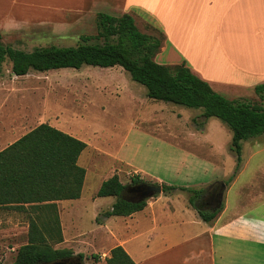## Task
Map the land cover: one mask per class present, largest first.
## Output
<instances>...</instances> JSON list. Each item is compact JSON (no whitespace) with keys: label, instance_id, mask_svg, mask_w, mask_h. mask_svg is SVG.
I'll return each instance as SVG.
<instances>
[{"label":"rangeland","instance_id":"rangeland-1","mask_svg":"<svg viewBox=\"0 0 264 264\" xmlns=\"http://www.w3.org/2000/svg\"><path fill=\"white\" fill-rule=\"evenodd\" d=\"M44 2L0 0V34L6 44L31 51L38 46L77 45L82 36L98 33L96 20L74 17ZM139 29L164 41L154 23L140 22ZM161 49L155 59L166 64L169 61L164 60ZM237 98L264 105L255 89L242 91ZM201 111L150 98L146 86L119 65L85 64L79 69L31 70L16 75L12 64L5 62L0 76V120L8 124L9 133L21 135L49 123L88 145L79 157L86 169L81 197L68 200L67 209L57 204L63 240L53 241L55 248L83 253L85 264H107L102 255L116 242L111 229L99 226L98 220L106 218L101 208L117 198L97 195L102 182L114 174L125 185L166 183L205 190L220 181L227 184L224 197L228 193L230 212L242 207L241 201L247 211L261 201L264 209V133L243 142L238 168L230 148L232 131L216 117L200 127ZM174 194L169 205L178 213L188 212L186 204L197 206L190 202L188 191ZM8 212L0 211L5 225ZM12 214L18 227L0 232L1 264H12L18 249L28 241L24 224H29L32 215ZM42 215L53 217L47 212ZM114 221V226L127 233L119 218H113L111 227Z\"/></svg>","mask_w":264,"mask_h":264},{"label":"trees","instance_id":"trees-1","mask_svg":"<svg viewBox=\"0 0 264 264\" xmlns=\"http://www.w3.org/2000/svg\"><path fill=\"white\" fill-rule=\"evenodd\" d=\"M96 23L98 33L82 36L77 45L38 46L31 51L6 44L0 34V76L5 62L12 64L16 75H26L31 70L79 69L85 64L119 65L133 80L146 86L150 98L201 109L200 127L211 117L226 123L232 131L230 148L237 156L239 168L243 142L264 133V105L245 98H228L195 74L185 61L158 62L155 57L163 40L142 32L130 13H99ZM255 91L264 99V82L256 85ZM87 147L77 137L41 123L0 151V207L30 208L37 214L31 217L28 241L18 249L12 264H44L75 256L84 259L83 253L76 255L72 249L55 248L53 241L63 240L57 201L81 197L86 169L79 164V157ZM125 187L118 174L102 182L97 195L117 198L112 209L104 211V217L129 216L147 205L146 199L132 202L123 198ZM162 187L165 195L188 191L190 202L196 205L204 191L166 183ZM44 212L53 217L45 219ZM218 212L219 209L210 212L199 208L206 222L212 221ZM106 261L137 264L122 245L113 247Z\"/></svg>","mask_w":264,"mask_h":264},{"label":"crops","instance_id":"crops-1","mask_svg":"<svg viewBox=\"0 0 264 264\" xmlns=\"http://www.w3.org/2000/svg\"><path fill=\"white\" fill-rule=\"evenodd\" d=\"M46 1L44 4H54L74 17L96 20L99 13H130L138 27L140 22L154 23L164 36L161 50L164 60L169 61L166 64L185 61L195 74L228 98H237L242 91L264 82V0ZM0 126V151L25 134L9 133L8 124L3 125L1 120ZM226 187L222 202L213 210L186 204L188 212L178 213L169 205L175 194L162 192L129 216L104 218L98 224L111 229L116 242L102 255L103 259L113 247L122 245L137 264H264L263 201L250 211L241 201L242 207L230 212L228 193L224 197ZM200 198L197 200L201 203ZM67 201L59 200L57 204L67 209ZM115 201L108 202L100 212L112 209ZM199 208L219 212L206 222ZM1 209L9 212L6 225L0 221V232L18 227L12 212L35 216L30 208ZM113 218L122 220L127 233L114 226L116 221L111 227ZM24 227L29 232V224Z\"/></svg>","mask_w":264,"mask_h":264},{"label":"flooded vegetation","instance_id":"flooded-vegetation-1","mask_svg":"<svg viewBox=\"0 0 264 264\" xmlns=\"http://www.w3.org/2000/svg\"><path fill=\"white\" fill-rule=\"evenodd\" d=\"M140 182H136L130 185H126L124 192L122 193L123 198L126 200L136 202L140 200L141 195L136 190L134 186L139 184ZM128 186V187H127ZM222 182H217L214 185H210L208 189H205L201 195V203L197 200V204L200 205L202 208L213 210L215 209L220 202V195L223 191Z\"/></svg>","mask_w":264,"mask_h":264},{"label":"water","instance_id":"water-1","mask_svg":"<svg viewBox=\"0 0 264 264\" xmlns=\"http://www.w3.org/2000/svg\"><path fill=\"white\" fill-rule=\"evenodd\" d=\"M222 185H223V187H226V184L224 182L222 183ZM134 187L136 188V190L141 195L140 200H138L136 202H140L144 199L154 197L157 194H161L163 192V187L161 184H149L146 182H140L139 184H137ZM124 190L122 191V193L124 192ZM223 194H224V192L222 191L221 195H220V202H222ZM44 264H84V261L81 257L75 256V257L62 258V259L53 261L51 263L46 262Z\"/></svg>","mask_w":264,"mask_h":264},{"label":"clouds","instance_id":"clouds-1","mask_svg":"<svg viewBox=\"0 0 264 264\" xmlns=\"http://www.w3.org/2000/svg\"><path fill=\"white\" fill-rule=\"evenodd\" d=\"M11 25H12V22L10 21L7 26L10 27Z\"/></svg>","mask_w":264,"mask_h":264}]
</instances>
